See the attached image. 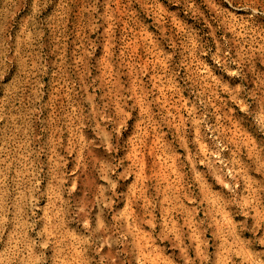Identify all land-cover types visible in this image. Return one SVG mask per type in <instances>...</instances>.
<instances>
[{
    "label": "rangeland",
    "instance_id": "obj_1",
    "mask_svg": "<svg viewBox=\"0 0 264 264\" xmlns=\"http://www.w3.org/2000/svg\"><path fill=\"white\" fill-rule=\"evenodd\" d=\"M0 264H264V0H0Z\"/></svg>",
    "mask_w": 264,
    "mask_h": 264
}]
</instances>
